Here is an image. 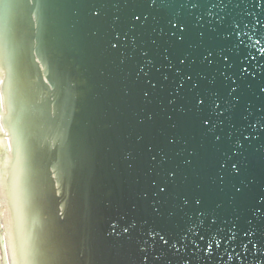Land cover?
I'll use <instances>...</instances> for the list:
<instances>
[{
    "label": "water",
    "instance_id": "obj_1",
    "mask_svg": "<svg viewBox=\"0 0 264 264\" xmlns=\"http://www.w3.org/2000/svg\"><path fill=\"white\" fill-rule=\"evenodd\" d=\"M18 2L14 15L24 28L20 56L27 95L17 109V127L32 145V151L26 158L22 177L24 214L18 218L15 196L5 188V180L11 181L15 164V138L3 117L7 94L4 80L0 86L4 90L0 94L3 105L0 116L7 155L0 156V248L5 264H19L22 227L35 234L57 232L61 240L60 264H145L143 248H147V264H183L167 248L159 243L153 245L149 234L155 230L165 238L179 237L196 214L195 207L185 206L184 200L197 196L204 199L206 210L215 211L228 221L221 227L243 230L249 226L248 209L254 202L253 197L264 192V148L256 151L260 147L256 145L246 153L242 179L254 178L255 183L244 197L234 201L228 190L221 192L213 183L216 169L212 158L216 149L193 122L189 107L180 99L176 105L169 104L170 85L166 82L152 103L144 104L131 71L133 62L121 64L119 54L108 50L102 42L103 33L101 37L89 36V31L98 27L89 17V4L82 0H54L47 6L42 0ZM42 15L55 24V44L50 41L48 26L41 21ZM153 37L160 45L167 39L158 32H148L143 43L151 47ZM252 38H256L255 34ZM65 42L73 49L68 50ZM74 78L85 83L83 89L88 96L85 105V96L80 102L54 99L47 103L49 91L63 89L64 81L70 87ZM68 91L80 94L77 84ZM40 96L46 98L42 100ZM146 108L155 114L154 119L139 125L137 120ZM74 109L79 110L74 112ZM169 115L172 121L168 120ZM173 123L175 127L171 126ZM138 134L145 135L146 142L158 149L163 148L170 164L180 171L176 185L164 198L160 214L152 210L157 197L148 184L149 156L135 142ZM169 135H175L179 143L168 146L164 137ZM227 147L225 143L221 150ZM186 150H195L198 154L191 168L183 164ZM129 152L133 153L131 160L127 158ZM76 188L84 190L83 196ZM145 192H149L147 199ZM86 195V202H81ZM218 201L223 202V207H216ZM113 224L117 225V231L110 235ZM124 226L129 227L127 234H122ZM260 230L264 231V226ZM236 251L243 255V249ZM155 256L161 259L156 260ZM201 256L193 264H216ZM246 264H252L251 255Z\"/></svg>",
    "mask_w": 264,
    "mask_h": 264
},
{
    "label": "snow or ice",
    "instance_id": "obj_2",
    "mask_svg": "<svg viewBox=\"0 0 264 264\" xmlns=\"http://www.w3.org/2000/svg\"><path fill=\"white\" fill-rule=\"evenodd\" d=\"M53 2L42 0L44 6ZM82 2L90 5L89 17L98 25L89 31V36L101 37L103 33L102 42L108 50L119 54L121 64L133 62L131 71L135 74V83L144 104L152 103L154 96L165 87V82L170 85L169 104L176 105L178 99L183 100L195 125L216 149L212 158L216 169L213 183L221 192L228 190L234 201L244 197L250 185L255 183L254 178L242 179L246 153L256 145L260 146L256 151L264 148V44L261 43L264 41V0ZM18 6V0H0V84L7 81L3 117L15 138V164L11 181L5 180V188L15 196L16 213L20 218L24 214L21 207L22 177L32 145L17 127V109L27 95L23 88L24 66L20 56L24 28L14 15ZM111 8L117 10L111 12ZM41 21L48 26L50 41L55 44V24L46 15L41 16ZM148 32H158L167 39L160 45L153 37L149 47L143 43ZM252 34H255L254 40ZM36 62L39 63V59ZM3 91L0 88V94ZM180 110L183 111V107ZM154 115L146 108L137 123L144 125L152 121ZM167 118L169 121L173 119L171 115ZM171 126L175 127V124ZM164 139L170 147L179 143L175 135ZM135 142L149 156L148 184L157 197L152 210L160 214L164 198L180 178L179 168L170 164L169 155L163 148L158 149L146 142L145 135L138 134ZM225 143L228 147L221 150ZM87 155L85 151L86 160ZM197 155L195 150H186L184 166L191 168ZM127 158L133 159V153L129 152ZM143 195L147 199L149 192ZM253 201L248 209L251 215L249 226L241 230L221 227L228 221L215 211L206 210L202 197L185 199V206L195 207L196 214L189 219L181 235L175 239L165 238L153 230L149 238L153 245L159 243L178 255L183 264H193L201 254V259L216 264H246L249 255L252 264H264V231L260 230L264 226V192L253 197ZM216 207H223V202L218 201ZM116 231L117 225L113 224L110 235H115ZM121 231L127 234L129 227L124 226ZM20 239L19 264H60L61 240L57 232L35 234L22 227ZM237 248L243 249V255L236 251ZM141 251L145 253L143 260L147 264V248ZM154 258L161 259L160 256Z\"/></svg>",
    "mask_w": 264,
    "mask_h": 264
},
{
    "label": "rangeland",
    "instance_id": "obj_3",
    "mask_svg": "<svg viewBox=\"0 0 264 264\" xmlns=\"http://www.w3.org/2000/svg\"><path fill=\"white\" fill-rule=\"evenodd\" d=\"M0 264H5L4 263V259H3V255H2V252H1V248H0Z\"/></svg>",
    "mask_w": 264,
    "mask_h": 264
}]
</instances>
